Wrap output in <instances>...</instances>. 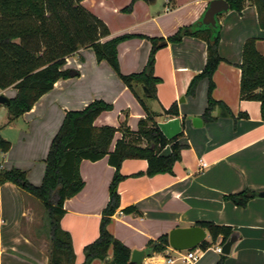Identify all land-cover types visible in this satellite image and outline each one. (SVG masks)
I'll return each mask as SVG.
<instances>
[{
    "label": "crops",
    "instance_id": "obj_1",
    "mask_svg": "<svg viewBox=\"0 0 264 264\" xmlns=\"http://www.w3.org/2000/svg\"><path fill=\"white\" fill-rule=\"evenodd\" d=\"M162 6L148 0H83L82 4L101 18L110 30V38L128 35L118 45L123 74L141 72L149 58V38H167L180 27L202 19L211 0H163ZM219 54L222 57L213 75L212 96L232 112L223 114L221 106L212 111L214 120L206 122L203 113L208 101V78L197 84L194 95L187 89L193 77L202 72L207 59V42L184 36L157 50L154 72L160 78L156 97L147 96L141 84L134 85L146 107L156 114L161 131L168 138L179 133L185 144L182 157L171 173L149 176L146 159L128 158L120 171L126 177L118 184L120 207L108 225L112 234L133 249L145 248L148 241L177 226H192L212 221L233 227L239 239L223 264H264V197L256 196L246 206L226 198L246 188L264 190V121L258 100L240 97L244 42L256 38L257 49L264 54V28L260 26L255 4L247 2L241 11L229 9L218 16ZM63 69L79 75L58 79L17 119L9 120L8 108L0 104V135L9 140L7 152L0 150V170L19 168L28 180L40 185L45 173L51 142L68 110H81L102 99L112 109L102 112L94 125L118 127L125 123L136 130L146 110L133 91L106 60L98 61L92 47H82L66 58ZM7 97L17 94L13 86L0 89ZM184 98V100L182 99ZM178 106V115L165 110ZM200 117L201 126L193 119ZM121 132L116 133V138ZM171 152L166 146L163 154ZM206 166H203V163ZM115 168L108 157L82 160L83 189L64 202L61 227L72 238L75 264H83L85 245L94 241L100 230L102 212L109 200V187ZM135 206L138 213L122 209ZM43 202L13 182L0 184V264H49L50 226ZM206 240H210L208 233ZM189 263L177 258L170 248L153 252L142 264H216L221 252L215 246ZM200 248V247H199ZM201 249V248H200ZM202 250V249H201ZM210 253V255H207ZM111 258L94 259L91 264H108ZM174 258L173 262L168 259ZM135 264V263H133Z\"/></svg>",
    "mask_w": 264,
    "mask_h": 264
},
{
    "label": "trees",
    "instance_id": "obj_2",
    "mask_svg": "<svg viewBox=\"0 0 264 264\" xmlns=\"http://www.w3.org/2000/svg\"><path fill=\"white\" fill-rule=\"evenodd\" d=\"M82 1L0 0V89L10 86L17 89V94L10 98L11 102L7 106L9 120L17 119L29 111L44 93L53 88L58 79L78 76V70L62 67L66 58L82 47H92L98 61H108L143 105L146 117L139 120L136 130H132L125 123L118 127L94 125L102 112L112 109V104L102 99L90 102L81 110H68L51 142L42 183L34 185L24 170L11 168L0 170V184L13 182L43 202L50 226L49 264H75L71 235L60 223L65 213L64 202L79 193L85 185L80 173L82 160L97 161L108 157V162L115 168L109 187V200L102 212L98 237L83 249V264H91L96 258L106 260L110 252L108 264H133L130 261L131 248L108 228L112 215L120 207L118 184L126 177L120 171L122 162L128 158L146 159L147 175L171 173L186 146L179 141L182 133L171 138L164 135L156 122V114L146 107L134 85L145 86L150 96L156 97V87L160 82L154 72L157 50L169 42H180L184 36L199 37L207 42V59L202 72L191 80L187 94L194 95L198 82L206 77L209 88L207 106L202 115L204 120L208 122L215 119L212 111L216 105L222 107L223 114L231 115L230 109L212 96L213 75L222 61L218 50L221 26L219 22L215 27L207 26L199 19L180 27L167 38H149L152 48L144 69L138 73L123 74L118 59V45L128 35L110 38L107 24L88 10ZM134 1L127 10L131 9ZM226 1L231 10L237 11H241L247 2L255 4L260 26L264 28V0ZM238 66L241 69L240 97L260 101L264 121V54L257 49L255 37L244 42L242 60ZM165 113L178 115L177 104H172ZM117 132H121L119 138H116ZM168 145L171 152L163 154ZM10 146V141L0 135V150L7 152ZM257 195L258 192L246 188L226 198L243 207ZM122 211L138 213L135 206H127ZM196 225L204 227L210 235V240H204L198 246L203 250L218 241L222 245L234 231L232 226L212 221H200ZM147 246H153V252L165 251L169 247L168 233L149 240ZM225 258L226 255L221 254L216 264H223Z\"/></svg>",
    "mask_w": 264,
    "mask_h": 264
},
{
    "label": "water",
    "instance_id": "obj_3",
    "mask_svg": "<svg viewBox=\"0 0 264 264\" xmlns=\"http://www.w3.org/2000/svg\"><path fill=\"white\" fill-rule=\"evenodd\" d=\"M151 4H154L156 0H148ZM230 9V5L226 0H211L208 8L206 9L202 22L207 26L215 27L218 22V16L223 12ZM144 92L147 96H150L149 90L144 86ZM184 100V98H182ZM11 100L4 94H0V104L8 106ZM195 126L202 125V119L195 117L193 119ZM258 196L264 197V190L258 192ZM208 231L200 225L192 226H177L168 232V243L172 249L175 250H192L197 248L204 240H206ZM239 232L233 231L221 245V253L223 255H229L232 246L239 239ZM153 246H146L142 249H133L130 255V261L135 264H142L144 260L153 253ZM111 258L109 257V260Z\"/></svg>",
    "mask_w": 264,
    "mask_h": 264
},
{
    "label": "built area",
    "instance_id": "obj_4",
    "mask_svg": "<svg viewBox=\"0 0 264 264\" xmlns=\"http://www.w3.org/2000/svg\"><path fill=\"white\" fill-rule=\"evenodd\" d=\"M202 165L206 166L207 164L204 162ZM1 222L2 220H0V223ZM172 250L177 254V258L182 259L186 263L196 261L202 255V252H203V250H201L199 247H197L196 249H192V250H181V251L175 250V249H172ZM215 250L218 252H221V244H217V246H215ZM168 261L173 262L174 258H170L168 259Z\"/></svg>",
    "mask_w": 264,
    "mask_h": 264
},
{
    "label": "rangeland",
    "instance_id": "obj_5",
    "mask_svg": "<svg viewBox=\"0 0 264 264\" xmlns=\"http://www.w3.org/2000/svg\"><path fill=\"white\" fill-rule=\"evenodd\" d=\"M163 0H158V3H157V5L156 6H162L163 5ZM217 70V69H216ZM0 94H4V95H6L4 92H2L1 90H0ZM7 96V95H6ZM48 214V213H47ZM47 219H48V221H49V217L47 216ZM212 246H214V245H212ZM203 250V249H202ZM207 255H210V253H208Z\"/></svg>",
    "mask_w": 264,
    "mask_h": 264
}]
</instances>
